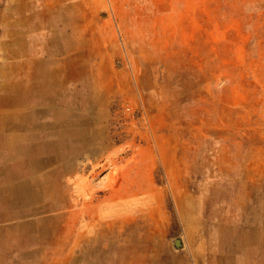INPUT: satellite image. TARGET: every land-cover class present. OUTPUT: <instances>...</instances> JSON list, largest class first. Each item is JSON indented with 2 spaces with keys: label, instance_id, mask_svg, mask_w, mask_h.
Segmentation results:
<instances>
[{
  "label": "rangeland",
  "instance_id": "374dc122",
  "mask_svg": "<svg viewBox=\"0 0 264 264\" xmlns=\"http://www.w3.org/2000/svg\"><path fill=\"white\" fill-rule=\"evenodd\" d=\"M54 16L100 37L104 119L32 151L0 87V264H264V0H0V68Z\"/></svg>",
  "mask_w": 264,
  "mask_h": 264
},
{
  "label": "crops",
  "instance_id": "0c3cea01",
  "mask_svg": "<svg viewBox=\"0 0 264 264\" xmlns=\"http://www.w3.org/2000/svg\"><path fill=\"white\" fill-rule=\"evenodd\" d=\"M56 12L60 15L61 11L57 9ZM71 19L72 23H78V17ZM58 20L57 16L53 17L52 32L41 31L44 23L41 21L32 23L27 32H15L13 46L16 48L13 47L10 59L8 57L5 61L8 64L3 63L0 68L3 98H12V101H4L2 109L4 113L8 108L12 109L18 119L14 124L11 117H8L9 121L2 124V129H27L32 151H47L43 146L55 145L61 141H54L53 137L70 135L72 141L77 143L79 136L86 133V119L92 120L87 126L89 130L93 129V132L88 131L90 135L96 134V123L104 119L103 114L93 117L85 115L86 111H95L94 103H89L86 107V96L107 97V92L97 87L99 79L95 72L98 70H95L93 60L90 59L98 50L94 47L95 42L97 47L100 46V37L93 33L86 35L83 26H74V30L62 32L54 24L60 21ZM89 40L93 41L92 44ZM9 104L17 105L14 107ZM5 118L4 116L3 119ZM80 150H84V146L76 148L74 152ZM22 188L23 186L15 188L12 185L6 190L8 193L16 190L17 194L12 195L15 201L24 203L20 197ZM38 201L41 202L39 194L33 199L34 213L37 209L44 208L42 204L38 206ZM20 216L25 214L20 213Z\"/></svg>",
  "mask_w": 264,
  "mask_h": 264
},
{
  "label": "built area",
  "instance_id": "2783aa9c",
  "mask_svg": "<svg viewBox=\"0 0 264 264\" xmlns=\"http://www.w3.org/2000/svg\"><path fill=\"white\" fill-rule=\"evenodd\" d=\"M133 118L134 112L132 111V108L128 104L123 105L121 106V111L118 114L117 119L114 121V126L116 129H123L124 133L127 126L132 123Z\"/></svg>",
  "mask_w": 264,
  "mask_h": 264
},
{
  "label": "bare ground",
  "instance_id": "6f19581e",
  "mask_svg": "<svg viewBox=\"0 0 264 264\" xmlns=\"http://www.w3.org/2000/svg\"><path fill=\"white\" fill-rule=\"evenodd\" d=\"M10 105V104H9ZM14 105H17V104H11L10 106H14ZM15 107V106H14ZM38 210V209H37ZM40 210V209H39ZM100 225V224H99ZM100 228V227H99ZM99 232V231H98ZM98 237V236H97Z\"/></svg>",
  "mask_w": 264,
  "mask_h": 264
},
{
  "label": "water",
  "instance_id": "95a60500",
  "mask_svg": "<svg viewBox=\"0 0 264 264\" xmlns=\"http://www.w3.org/2000/svg\"><path fill=\"white\" fill-rule=\"evenodd\" d=\"M176 245H180V242L179 241H176Z\"/></svg>",
  "mask_w": 264,
  "mask_h": 264
}]
</instances>
